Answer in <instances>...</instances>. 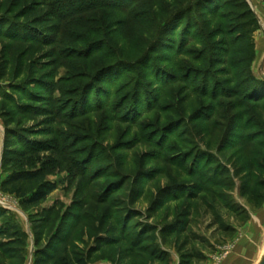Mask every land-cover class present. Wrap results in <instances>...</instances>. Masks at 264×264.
Listing matches in <instances>:
<instances>
[{
  "label": "rangeland",
  "instance_id": "rangeland-1",
  "mask_svg": "<svg viewBox=\"0 0 264 264\" xmlns=\"http://www.w3.org/2000/svg\"><path fill=\"white\" fill-rule=\"evenodd\" d=\"M80 5L0 0V264H253L264 0Z\"/></svg>",
  "mask_w": 264,
  "mask_h": 264
},
{
  "label": "trees",
  "instance_id": "trees-1",
  "mask_svg": "<svg viewBox=\"0 0 264 264\" xmlns=\"http://www.w3.org/2000/svg\"><path fill=\"white\" fill-rule=\"evenodd\" d=\"M102 1H104V0H82V5H80V7H79V12L83 13V12H86L89 10H93V9L97 8L98 5ZM213 2H214V0H213ZM247 7L249 8V6H247ZM226 50H228V47H226ZM249 73H250V70H249ZM250 74H252V73H250ZM252 77H253V75H252ZM262 80H264V79H260L259 84H258L259 86H258L257 90H255L253 95H251L252 97H254L255 102H261L264 100V81H262ZM32 177H33L32 171H16L14 173H11L10 182H13V181L18 182L19 180H29ZM53 188H54V186L48 185L47 183H43L41 185V188L38 189V191L36 193H34L33 195H31L30 197H26L25 195H23L20 190H17L15 192L20 196L23 203L35 204V203L39 202L40 200H43L46 197V195L49 193V191H51ZM257 191H259L260 195H255ZM247 193L250 194L249 199H250V201H252L254 207H259L264 200V180L259 181L256 184V186L249 188L247 190ZM3 214H4V212L0 209V216ZM222 227H223L224 231L231 230L228 226H222ZM16 232H17L16 229L9 231L7 229V227H5V229L2 232H0V235L8 233L10 236H14L16 234ZM112 232H115V230H113ZM139 237L143 241L149 242L150 244H152L151 242H153V235L152 234L140 235ZM189 239H191V238L188 237V240ZM191 240L192 241L197 240L200 245L205 246V240H203L202 238H196V239H191ZM189 243L190 242H188V241L183 242V248H186V251L183 253L179 264H193V263H199L201 261H204L206 259L205 254L202 251H197V250H194L192 248H188ZM147 246H149V245H142V248L146 249ZM9 248L10 247H4L1 249V252L6 253ZM152 259H153V262L155 261V259H157L163 263L165 260L164 256H155V255L152 257ZM46 262H47V257H37L35 264H45ZM76 262H77V264H87V262L82 260V259H77Z\"/></svg>",
  "mask_w": 264,
  "mask_h": 264
},
{
  "label": "water",
  "instance_id": "water-1",
  "mask_svg": "<svg viewBox=\"0 0 264 264\" xmlns=\"http://www.w3.org/2000/svg\"><path fill=\"white\" fill-rule=\"evenodd\" d=\"M253 264H264V242L256 254L255 261Z\"/></svg>",
  "mask_w": 264,
  "mask_h": 264
},
{
  "label": "crops",
  "instance_id": "crops-1",
  "mask_svg": "<svg viewBox=\"0 0 264 264\" xmlns=\"http://www.w3.org/2000/svg\"><path fill=\"white\" fill-rule=\"evenodd\" d=\"M249 245H247V247H248ZM246 247V248H247ZM244 249H245V247L243 248V249H241V253H240V255H242V257H243V259H245V257H246V252L244 251ZM239 253V252H238ZM245 254V255H244ZM234 260V261H233ZM229 264H236L235 263V259H232L231 261H230V263Z\"/></svg>",
  "mask_w": 264,
  "mask_h": 264
}]
</instances>
